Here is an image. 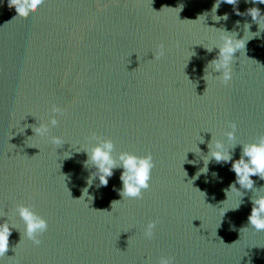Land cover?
<instances>
[{
  "label": "water",
  "instance_id": "1",
  "mask_svg": "<svg viewBox=\"0 0 264 264\" xmlns=\"http://www.w3.org/2000/svg\"><path fill=\"white\" fill-rule=\"evenodd\" d=\"M0 264H264V0H0Z\"/></svg>",
  "mask_w": 264,
  "mask_h": 264
}]
</instances>
